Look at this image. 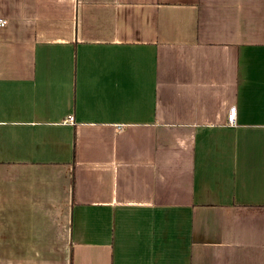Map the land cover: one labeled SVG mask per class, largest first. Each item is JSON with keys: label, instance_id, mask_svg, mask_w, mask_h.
Here are the masks:
<instances>
[{"label": "crops", "instance_id": "crops-1", "mask_svg": "<svg viewBox=\"0 0 264 264\" xmlns=\"http://www.w3.org/2000/svg\"><path fill=\"white\" fill-rule=\"evenodd\" d=\"M0 19V264H264V0Z\"/></svg>", "mask_w": 264, "mask_h": 264}, {"label": "built area", "instance_id": "built-area-1", "mask_svg": "<svg viewBox=\"0 0 264 264\" xmlns=\"http://www.w3.org/2000/svg\"><path fill=\"white\" fill-rule=\"evenodd\" d=\"M5 24H6V21L0 19V27L5 26ZM235 118H236V108L235 107H231V108H229L228 113H227V123L230 126H234L235 123H236ZM65 122L68 123V124L73 125L74 124V117L71 116V115L67 116Z\"/></svg>", "mask_w": 264, "mask_h": 264}]
</instances>
